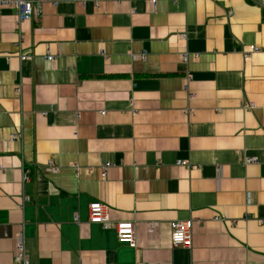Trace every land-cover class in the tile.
Here are the masks:
<instances>
[{
    "label": "crops",
    "instance_id": "obj_1",
    "mask_svg": "<svg viewBox=\"0 0 264 264\" xmlns=\"http://www.w3.org/2000/svg\"><path fill=\"white\" fill-rule=\"evenodd\" d=\"M32 1L22 23L0 6V264L20 233L30 264H264V7Z\"/></svg>",
    "mask_w": 264,
    "mask_h": 264
},
{
    "label": "built area",
    "instance_id": "obj_2",
    "mask_svg": "<svg viewBox=\"0 0 264 264\" xmlns=\"http://www.w3.org/2000/svg\"><path fill=\"white\" fill-rule=\"evenodd\" d=\"M257 3L264 7V0H257ZM153 6H155L156 1H152ZM37 3L32 0H0L1 7H7L15 10L18 23L30 21L34 16L39 17L41 12L39 7H37ZM186 39V35L183 36ZM260 51V48L257 46H251L247 51L244 52L246 58L253 53H257ZM21 61L29 59V55H21ZM47 60L53 61V55L51 53H47ZM144 58V56L142 57ZM189 56L187 53L182 55V60L187 62ZM21 90V85L18 87L17 91ZM192 97V95H190ZM249 109H253L254 105H247ZM193 111H191L192 113ZM105 113L102 112V115ZM46 115V113H43ZM256 162L255 159L249 158L247 163ZM179 165L189 166L188 163L180 161ZM111 168L110 163L101 164V176L103 178L107 177V172ZM24 180H28L27 171L24 173ZM26 199H23V201ZM90 223H96L102 225L105 229H114L117 233L118 241L121 244H129L131 246L135 245L136 237H135V226L129 223H114L111 221L110 215L108 213L107 207L100 203H93L90 206ZM193 220L187 221H178L171 224V246L173 249L182 247L191 249L193 243ZM16 242V250L14 253V264H30L29 256L27 253L26 245H25V236L23 233L17 235Z\"/></svg>",
    "mask_w": 264,
    "mask_h": 264
},
{
    "label": "rangeland",
    "instance_id": "obj_3",
    "mask_svg": "<svg viewBox=\"0 0 264 264\" xmlns=\"http://www.w3.org/2000/svg\"><path fill=\"white\" fill-rule=\"evenodd\" d=\"M181 59H182V56H181ZM183 61V60H182Z\"/></svg>",
    "mask_w": 264,
    "mask_h": 264
},
{
    "label": "trees",
    "instance_id": "obj_4",
    "mask_svg": "<svg viewBox=\"0 0 264 264\" xmlns=\"http://www.w3.org/2000/svg\"><path fill=\"white\" fill-rule=\"evenodd\" d=\"M251 1H253V0H251Z\"/></svg>",
    "mask_w": 264,
    "mask_h": 264
}]
</instances>
